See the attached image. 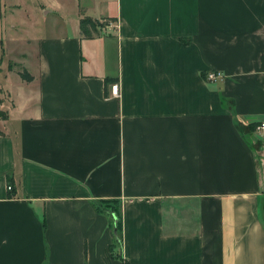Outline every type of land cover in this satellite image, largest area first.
<instances>
[{
    "label": "crops",
    "instance_id": "0c3cea01",
    "mask_svg": "<svg viewBox=\"0 0 264 264\" xmlns=\"http://www.w3.org/2000/svg\"><path fill=\"white\" fill-rule=\"evenodd\" d=\"M262 123L264 0H0V264H264Z\"/></svg>",
    "mask_w": 264,
    "mask_h": 264
},
{
    "label": "trees",
    "instance_id": "16d2710c",
    "mask_svg": "<svg viewBox=\"0 0 264 264\" xmlns=\"http://www.w3.org/2000/svg\"><path fill=\"white\" fill-rule=\"evenodd\" d=\"M107 26V20L105 21H99V20H93L90 17H83L80 21V31L81 36L83 39L91 40L96 39L101 36L102 31ZM20 77L27 82H31L33 80L32 75L26 70H22L19 73ZM9 184H13L12 179H9ZM14 191V190H13ZM102 207H99L98 209L100 211H111L112 216L114 217V220L112 222V235L114 237V245H122V214H121V204L118 201H107L102 203ZM111 209H110V208ZM113 246L111 248L112 255L115 258H121L124 264H130L128 261L124 260L121 254L115 253Z\"/></svg>",
    "mask_w": 264,
    "mask_h": 264
},
{
    "label": "built area",
    "instance_id": "2783aa9c",
    "mask_svg": "<svg viewBox=\"0 0 264 264\" xmlns=\"http://www.w3.org/2000/svg\"><path fill=\"white\" fill-rule=\"evenodd\" d=\"M220 75H218L217 73H211L208 75V80L209 81H216L219 78ZM119 85L117 83L113 84L111 86V94L115 97H117L119 95ZM261 129L264 131V123H262L261 125ZM14 187L12 184H8V191L9 192H13Z\"/></svg>",
    "mask_w": 264,
    "mask_h": 264
},
{
    "label": "rangeland",
    "instance_id": "374dc122",
    "mask_svg": "<svg viewBox=\"0 0 264 264\" xmlns=\"http://www.w3.org/2000/svg\"><path fill=\"white\" fill-rule=\"evenodd\" d=\"M115 252V251H114ZM115 253H117V252H115Z\"/></svg>",
    "mask_w": 264,
    "mask_h": 264
}]
</instances>
